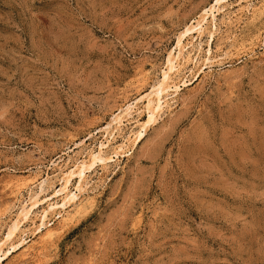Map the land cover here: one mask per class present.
I'll return each instance as SVG.
<instances>
[{"label": "rangeland", "instance_id": "1", "mask_svg": "<svg viewBox=\"0 0 264 264\" xmlns=\"http://www.w3.org/2000/svg\"><path fill=\"white\" fill-rule=\"evenodd\" d=\"M212 1L0 0V238L101 140L112 156L40 231L35 209L0 264H264V0H224L183 39L139 140L142 101L107 126Z\"/></svg>", "mask_w": 264, "mask_h": 264}, {"label": "bare ground", "instance_id": "2", "mask_svg": "<svg viewBox=\"0 0 264 264\" xmlns=\"http://www.w3.org/2000/svg\"><path fill=\"white\" fill-rule=\"evenodd\" d=\"M224 0H213L208 6L204 7L202 9V11L199 13L198 18L191 20V22H189L187 25H185V27L178 33V35L176 36V43L175 46L168 51V54L166 56V65H165V69L162 70L161 73V77L151 86L150 90H148L146 93H140L141 95L137 98H135V100H133L132 102L128 101L129 103L125 104V106L122 108H120L116 113L113 114L112 118L109 120L107 126L110 123H116V127L117 125H119L122 121V116L128 114L131 112V109H133L132 107L134 106V104H136L139 101L144 102V107H145V111H146V119L141 121L138 125H139V129L135 132V137H134V141L139 140L143 134L144 131L146 129V127L149 125V123L155 121L156 115L158 113H161L163 105H165L164 103L166 102V98L169 95V90L175 91L177 90L178 86L177 84H169V79L171 78V75L174 72H177L179 70L178 68V59L180 58V55L182 53V49L184 43H186L185 41H183L184 38H186V36L190 33H196V34H200L202 31V28L205 24V22L207 21V19L209 17H211V19L215 18V14L218 13L219 10V6L221 4V2H223ZM226 1V0H225ZM227 2V1H226ZM225 3V2H224ZM227 5V4H226ZM226 7V6H225ZM246 7V6H245ZM224 8V7H223ZM221 9V8H220ZM226 9V8H225ZM242 9V8H241ZM253 9H255L253 7ZM219 10V11H218ZM252 10V8H251ZM218 11V12H216ZM255 11V10H254ZM253 11V12H254ZM223 12V11H222ZM225 12V11H224ZM228 12V11H227ZM229 14V13H228ZM252 14V13H251ZM224 17V16H223ZM230 20V19H228ZM227 20V21H228ZM213 21V20H212ZM213 23V22H212ZM206 25V24H205ZM213 25V24H212ZM211 25V26H212ZM216 28V27H214ZM208 29V28H207ZM209 30V41H207V48H206V59L209 58L211 47L209 46L210 44V39L213 36V31ZM207 32V31H206ZM201 35V34H200ZM199 35V36H200ZM194 37V36H193ZM198 37V36H197ZM189 40V39H188ZM187 41V40H186ZM184 42V43H183ZM190 42V41H189ZM192 42V41H191ZM190 42V43H191ZM198 44V43H197ZM199 45V44H198ZM188 46V45H187ZM176 49V52H175ZM186 50V49H185ZM175 52V53H174ZM186 52V51H185ZM186 54V53H185ZM188 54V53H187ZM183 56V55H182ZM196 56V55H195ZM189 58V57H188ZM185 59V56H184ZM205 59V57H204ZM205 59V60H206ZM183 60V59H182ZM181 63V62H180ZM182 65V64H181ZM180 65V66H181ZM181 71V70H180ZM179 71V72H180ZM176 76V75H175ZM172 88V89H170ZM139 95V94H138ZM170 96V95H169ZM135 109V108H134ZM141 109V108H140ZM143 109V108H142ZM139 111V109H138ZM143 111V110H142ZM132 113V112H131ZM135 113V111H134ZM139 114V113H138ZM141 114V113H140ZM132 115V114H131ZM158 116V115H157ZM124 118V117H123ZM135 118V117H134ZM137 118V117H136ZM125 119V118H124ZM128 119V118H127ZM136 120V119H135ZM138 120V119H137ZM108 121V120H107ZM130 121V119H129ZM125 124V122H123ZM113 124V125H114ZM112 125V126H113ZM106 127V126H105ZM115 127V126H114ZM122 127V126H121ZM101 128V127H100ZM107 128V127H106ZM119 128V127H118ZM100 130V129H99ZM102 130V129H101ZM122 130V129H121ZM105 131H107L105 129ZM109 131V130H108ZM107 131V132H108ZM134 131V130H133ZM111 132V131H110ZM114 132V131H113ZM106 133V132H105ZM104 133V134H105ZM119 133V132H118ZM113 135V133H112ZM113 137V136H112ZM110 139L111 136H110ZM109 138L107 139L108 141L110 140ZM125 139V138H124ZM106 140V139H105ZM133 141V142H134ZM82 142V141H81ZM113 142V141H112ZM122 142V141H121ZM80 143V142H79ZM106 143V142H105ZM105 143H102V140L99 144L98 149L95 151H90L88 156H86V158L81 159L79 162H77L76 164H74L71 168H69L67 171H63V175L61 176V180L60 182H58V187L54 188L52 190V193L46 197H44L43 199L39 200L38 199V194L42 191V186L40 185V191H38L39 193H37L35 196H32V200L30 201L29 205L27 206H22L20 205V210H18V213L16 214V218L12 219L11 223L9 224V226H7V230L6 232H4V236L2 238H0V261L2 259V254H6L9 252V250L11 248H15L18 245H21L24 243L23 238L21 237V241H17V243H10V241L13 239L14 236H17V232L20 231L23 227L22 224L24 223V221L26 219H28V217L30 216V214L35 211V209L37 210V208L40 205L45 204L44 206H42V210L40 213V221L38 224V231L41 230V228L43 227L44 224V220L47 217L48 213L50 211H55L56 208H65L66 206L74 203L76 201V197H77V193L76 190H79L80 187L82 186L81 183L86 175V172H88L89 170H91L93 168L94 165H96L97 163H99V165L101 164L102 166H105L107 164V162L111 161V155L110 153L108 154L109 156L103 155V149H105L104 147L106 146ZM81 144V143H80ZM108 144V142H107ZM122 144V143H120ZM133 144V143H132ZM76 145V144H75ZM78 145V144H77ZM119 145V144H118ZM123 145V144H122ZM108 146V145H107ZM111 146V145H110ZM115 147V146H114ZM119 148V147H118ZM121 148V147H120ZM119 148V149H120ZM117 149V148H116ZM115 149V153H118ZM92 150V149H91ZM109 150V148H108ZM121 150V149H120ZM75 151V150H73ZM106 151V150H105ZM107 153V151H106ZM69 155V154H68ZM70 156V155H69ZM70 159V158H69ZM77 161V160H76ZM75 161V162H76ZM57 162V161H56ZM67 162V160H65V163ZM74 162V163H75ZM64 163V162H63ZM52 164V163H51ZM68 164V163H67ZM66 164V165H67ZM55 165V164H54ZM53 165V167H55ZM100 165V166H101ZM62 166V165H61ZM64 166V165H63ZM70 167V166H69ZM60 168V167H59ZM65 169V168H64ZM58 170V169H57ZM59 171V170H58ZM47 175V174H46ZM49 176V175H48ZM51 176V175H50ZM88 176V175H87ZM45 177V176H44ZM76 178V185H75V190H71L70 189V184L71 181L73 180V178ZM47 178V176H46ZM88 178V177H87ZM50 179V178H49ZM86 179V178H85ZM52 181V180H51ZM38 182V181H37ZM50 182V181H49ZM48 183V181H47ZM51 184V183H49ZM52 185V184H51ZM45 186V185H44ZM49 186V185H48ZM86 187V186H85ZM46 189V188H45ZM33 190V189H32ZM84 190V189H83ZM31 191V189L29 190ZM35 191V190H34ZM45 191V190H44ZM37 192V191H36ZM43 192V191H42ZM78 192V191H77ZM46 193V192H45ZM79 193V192H78ZM28 194V193H27ZM30 194V193H29ZM41 194V193H40ZM39 194V195H40ZM43 194V193H42ZM60 196L61 201L57 202L52 200L54 198V196ZM58 196V197H59ZM29 198V196H28ZM30 198V199H31ZM52 200V201H51ZM80 200V199H79ZM78 200V201H79ZM20 201V200H19ZM26 203V202H25ZM27 204V203H26ZM18 205V204H17ZM16 207V205H15ZM16 210V208H15ZM39 210V211H40ZM77 210V209H76ZM66 211V210H65ZM58 212V211H57ZM68 212V211H67ZM66 212V213H67ZM16 213V212H15ZM39 213V212H38ZM71 213V212H70ZM33 214V213H32ZM36 214V213H34ZM65 215V214H64ZM30 218V217H29ZM66 218V217H64ZM49 223V222H48ZM6 224V223H5ZM47 225V224H46ZM22 227V228H21ZM23 231V230H22ZM46 232V231H45ZM44 232V233H45ZM52 232V231H51ZM19 233V232H18ZM24 233V232H23ZM43 233V234H44ZM42 234V235H43ZM50 233H47V235ZM52 234V233H51ZM50 234V235H51ZM21 235H19L20 237ZM41 238V236H40ZM45 239V238H44ZM13 241V240H12ZM10 243L9 246L6 248V250L3 251V247L5 246V244ZM28 245V244H27ZM26 246V245H25ZM30 248V247H29ZM28 248V249H29Z\"/></svg>", "mask_w": 264, "mask_h": 264}]
</instances>
